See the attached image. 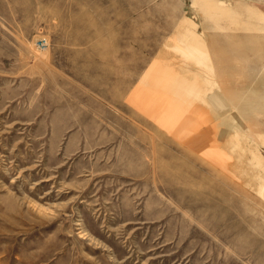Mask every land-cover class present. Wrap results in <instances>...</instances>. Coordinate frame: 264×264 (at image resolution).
I'll return each instance as SVG.
<instances>
[{
  "label": "rangeland",
  "instance_id": "374dc122",
  "mask_svg": "<svg viewBox=\"0 0 264 264\" xmlns=\"http://www.w3.org/2000/svg\"><path fill=\"white\" fill-rule=\"evenodd\" d=\"M0 264H264V0H0Z\"/></svg>",
  "mask_w": 264,
  "mask_h": 264
},
{
  "label": "built area",
  "instance_id": "2783aa9c",
  "mask_svg": "<svg viewBox=\"0 0 264 264\" xmlns=\"http://www.w3.org/2000/svg\"><path fill=\"white\" fill-rule=\"evenodd\" d=\"M38 46L41 47V48H45L47 46V42H46V39H39L38 40Z\"/></svg>",
  "mask_w": 264,
  "mask_h": 264
}]
</instances>
